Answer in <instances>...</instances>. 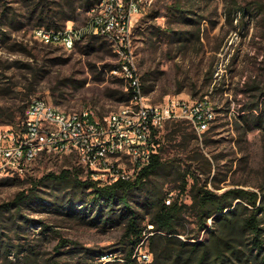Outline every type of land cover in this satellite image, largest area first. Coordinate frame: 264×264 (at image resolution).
Masks as SVG:
<instances>
[{
  "label": "rangeland",
  "instance_id": "rangeland-1",
  "mask_svg": "<svg viewBox=\"0 0 264 264\" xmlns=\"http://www.w3.org/2000/svg\"><path fill=\"white\" fill-rule=\"evenodd\" d=\"M86 2L0 0V130L18 126L34 96L62 110L90 107L100 114L128 102L127 80L113 68L122 58L104 37L87 36L66 49L34 34L39 23L54 29L83 25ZM256 3L264 0H156L135 29L134 64L148 101L207 96L215 109L203 129L183 119L167 121L160 129L157 152L164 164L147 186L171 201L191 202L194 177L212 189L219 187L217 191L257 189L264 181V129L253 122L248 127L241 118L264 108V12L237 9ZM256 100L259 106L254 108ZM63 168L86 178L72 158L37 159L23 173L0 169V264H25L26 256H31L30 264H43L47 258L62 264L122 260L128 244L123 224L114 219L121 205L108 220L107 209L100 217L97 207L91 209L89 190L83 199L74 191L75 198L67 202L61 197L76 189L51 180L37 183ZM183 173H189L188 184L180 193ZM21 191L31 197L16 204ZM137 197L142 199L143 193L135 191L132 198ZM193 218L186 214L187 228L194 227ZM64 240L67 244L57 251ZM142 250H148L145 244ZM151 256L136 260L143 264Z\"/></svg>",
  "mask_w": 264,
  "mask_h": 264
},
{
  "label": "built area",
  "instance_id": "built-area-1",
  "mask_svg": "<svg viewBox=\"0 0 264 264\" xmlns=\"http://www.w3.org/2000/svg\"><path fill=\"white\" fill-rule=\"evenodd\" d=\"M156 0H96L79 27L34 30L43 42L71 49L87 36H101L122 59L118 70L132 88L131 99L100 114L87 107L62 110L40 96L32 97L18 126L0 130V169L26 172L41 158H72L85 177L100 184L134 180L157 153V138L165 122L183 119L200 130L215 117L207 96L186 100L169 96L160 103L146 98L133 57L134 32ZM169 202V200H167ZM151 227V225H149ZM134 256L146 261L143 242Z\"/></svg>",
  "mask_w": 264,
  "mask_h": 264
},
{
  "label": "trees",
  "instance_id": "trees-1",
  "mask_svg": "<svg viewBox=\"0 0 264 264\" xmlns=\"http://www.w3.org/2000/svg\"><path fill=\"white\" fill-rule=\"evenodd\" d=\"M93 3L87 0V8ZM237 9L242 13L252 10L264 12V4L256 3L252 8L238 6ZM228 14L230 16V11ZM47 28H51L49 23ZM113 68L118 69V64L113 65ZM127 84L124 95L126 101H129L132 88ZM251 105L258 107V100ZM241 118L248 127L253 122L264 129V108L259 114L254 115L251 111V114L248 112ZM163 164L157 152L134 180L100 184L89 177L80 178L77 172L63 168L58 173L49 172L37 183L51 180L63 188L76 189L61 197V201L67 202L75 198L74 191L79 199H83L89 190L88 194L92 196L91 209L97 207V217L107 209L105 219L108 220L114 218L115 206L121 205L114 219L123 224L122 237L128 248L119 264H142L137 262L134 253L145 236L143 244L152 256L150 261L143 264H264V181L257 189L234 186L217 191L219 187L212 189L207 182L202 183L194 177L189 188L191 202L187 204L178 198L171 201L159 191L148 188L147 181L163 168ZM187 174L180 175V193L185 192L188 184ZM135 191L143 193L142 199L132 198ZM67 194L72 197L65 200ZM29 197L31 194L21 191L16 195L14 203L21 204ZM7 205L9 203L3 206ZM188 213L194 217L192 228L186 227L185 217ZM201 233H204L202 237ZM67 241L64 240L55 249L59 251ZM30 259L31 256H26L25 264H30ZM43 264L62 263L47 258Z\"/></svg>",
  "mask_w": 264,
  "mask_h": 264
}]
</instances>
